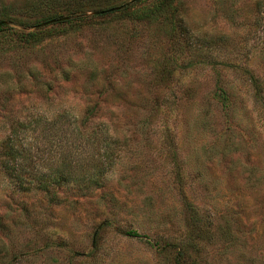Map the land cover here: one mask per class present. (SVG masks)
<instances>
[{
    "label": "rangeland",
    "instance_id": "rangeland-1",
    "mask_svg": "<svg viewBox=\"0 0 264 264\" xmlns=\"http://www.w3.org/2000/svg\"><path fill=\"white\" fill-rule=\"evenodd\" d=\"M39 1L0 0V264H264V102L243 73L264 87L261 0H175L176 33L120 12L131 0H57L65 24ZM91 110L76 149L46 130ZM104 152L99 186L38 187Z\"/></svg>",
    "mask_w": 264,
    "mask_h": 264
},
{
    "label": "trees",
    "instance_id": "trees-1",
    "mask_svg": "<svg viewBox=\"0 0 264 264\" xmlns=\"http://www.w3.org/2000/svg\"><path fill=\"white\" fill-rule=\"evenodd\" d=\"M131 0L127 4L120 5V12L128 14H133L132 16H137V19L140 20H149L154 21L158 20L160 18H164L168 21V25L173 30L174 33H176L177 29H184L183 26H181L182 21L180 19H177V12L175 9V0ZM40 2V1H39ZM38 2V3H39ZM68 3H59V1H50V0H43L38 5H35V10H39L41 14L42 22H49L51 20L56 19L58 16L54 15L52 11L56 8L62 9L67 8L69 5ZM110 10V9H108ZM258 10L260 13H264V0L259 1L258 3ZM99 15H103V11L97 13ZM61 18V16H60ZM86 16H77L74 20H85ZM179 20V21H178ZM71 21H63L60 24L70 23ZM257 26V25H256ZM36 34H32V36H35ZM211 56L208 54L201 55V61L200 63L203 65H212L213 67L217 65L216 61H211ZM228 65V64H227ZM232 67L231 65H228ZM234 67V66H233ZM243 73L248 77L250 86L252 90H254V97L256 101L258 102H264V87L262 85V82L259 78L254 76L253 71H251L249 68L243 70ZM216 97L222 105L227 104V96L223 90H220L219 93H216ZM94 115V110L89 111L88 116L81 120L79 123H76V120L74 119L72 122L67 120L68 116H57L55 119L48 122V128L46 130L52 131L55 136H57L59 139L64 138L65 132L68 139L71 140L73 149L77 148V144L80 142V137L82 136V128L87 125V123L92 119V116ZM43 120V119H40ZM68 123V129L64 131L62 129V126H64V123ZM43 121H39L38 123H34V129H37L39 125H41ZM33 125L32 122L29 123H21V127L24 129H29ZM106 133V132H105ZM105 133L102 132V135L95 138L96 142L102 143L103 141L110 139V136L108 134L105 135ZM6 149V156H7V166L6 168L10 171V175L16 180L18 188H23L24 186V177L26 176V172H24V160L27 159L25 156V150L21 145V148L13 147V145H7ZM76 151H73V154L70 153V157L76 156ZM63 154V153H62ZM100 155V154H99ZM90 156L86 162L91 163L87 164V167H83V165H78L77 161L74 163V168L70 169V165H68L66 162L67 160L64 158H61L57 166L55 168V171L52 172V175L47 176H38L36 180L40 181L38 184V187L40 190L45 191L49 188V186L55 185V186H61L68 183H74L75 185H79L81 183L87 184L85 186L90 185L92 186H99L100 185V173H101V166L103 164L102 157L106 155V152H104L103 155L100 156ZM98 157V159H96ZM24 158V159H23ZM72 160V159H71ZM66 163V164H65ZM5 168V169H6ZM31 174V173H28ZM37 176V175H34ZM130 235L137 236V232L130 231Z\"/></svg>",
    "mask_w": 264,
    "mask_h": 264
},
{
    "label": "water",
    "instance_id": "water-1",
    "mask_svg": "<svg viewBox=\"0 0 264 264\" xmlns=\"http://www.w3.org/2000/svg\"><path fill=\"white\" fill-rule=\"evenodd\" d=\"M116 10H118V8H113V9H111V10L104 11L103 13H106V12H114V11H116ZM65 20H67V19L64 18V17H62V18H59V19H57V20H53V21H51L50 23H47V24H53V23H55V22L65 21ZM1 24H2V23H0V25H1Z\"/></svg>",
    "mask_w": 264,
    "mask_h": 264
}]
</instances>
